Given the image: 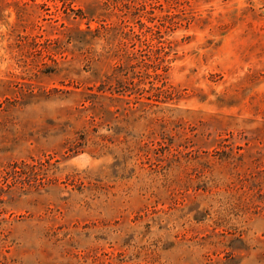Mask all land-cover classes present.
I'll list each match as a JSON object with an SVG mask.
<instances>
[{"label":"rangeland","instance_id":"1","mask_svg":"<svg viewBox=\"0 0 264 264\" xmlns=\"http://www.w3.org/2000/svg\"><path fill=\"white\" fill-rule=\"evenodd\" d=\"M0 264H264V0H0Z\"/></svg>","mask_w":264,"mask_h":264}]
</instances>
